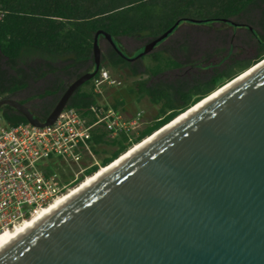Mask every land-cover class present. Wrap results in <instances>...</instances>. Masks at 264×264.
<instances>
[{
  "label": "water",
  "instance_id": "1",
  "mask_svg": "<svg viewBox=\"0 0 264 264\" xmlns=\"http://www.w3.org/2000/svg\"><path fill=\"white\" fill-rule=\"evenodd\" d=\"M181 23L134 57L99 30L94 69L45 120L12 97L0 110L52 125L98 73L99 36L133 61ZM104 168L1 243L0 264H264V58Z\"/></svg>",
  "mask_w": 264,
  "mask_h": 264
},
{
  "label": "trees",
  "instance_id": "2",
  "mask_svg": "<svg viewBox=\"0 0 264 264\" xmlns=\"http://www.w3.org/2000/svg\"><path fill=\"white\" fill-rule=\"evenodd\" d=\"M0 8L5 12L0 19L3 59L0 99L12 97L26 105L35 101L28 107L41 120L51 113L69 81L94 69L93 41L99 30L116 39H149L151 42L178 21L190 24V20L206 23L214 19H246L253 27H260L263 43L258 47L257 56L231 59L223 71L216 70L210 78L185 74L160 79L165 72L184 65L162 52L150 54L152 65L147 67L146 73L149 79L158 81L150 86L147 81H137V85L139 99L146 96L152 105L160 106L158 114L137 135L122 133L111 137L100 128L93 131L88 143L93 156L100 157L101 167L264 58V0H0ZM203 24L200 27H204ZM108 67L135 72L130 61L111 47L96 76L75 91L68 107L81 111L83 116L88 115L87 110L98 107L100 94L94 92V79ZM31 81H41L42 89L31 97L18 99L20 92L31 88ZM125 106L126 102L117 100L111 105L118 111ZM0 118L9 124L28 122L10 106L1 108ZM98 170L95 164L85 167L81 177L72 184ZM72 177L75 178L73 173ZM71 178L66 176L68 180Z\"/></svg>",
  "mask_w": 264,
  "mask_h": 264
},
{
  "label": "built area",
  "instance_id": "3",
  "mask_svg": "<svg viewBox=\"0 0 264 264\" xmlns=\"http://www.w3.org/2000/svg\"><path fill=\"white\" fill-rule=\"evenodd\" d=\"M4 13L0 8V19ZM119 84L102 71L94 79V92L101 94L102 85ZM87 113L83 116L67 106L45 127L9 124L0 118V235L20 227L71 189L78 177L66 179V168L81 164L86 156L95 158L88 143L93 131L100 128L111 137L131 136L142 117V111L125 117L102 103ZM90 116L95 119L91 121ZM93 164L101 169L99 161Z\"/></svg>",
  "mask_w": 264,
  "mask_h": 264
},
{
  "label": "rangeland",
  "instance_id": "4",
  "mask_svg": "<svg viewBox=\"0 0 264 264\" xmlns=\"http://www.w3.org/2000/svg\"><path fill=\"white\" fill-rule=\"evenodd\" d=\"M201 25H191L189 23L183 22L180 26L163 42H161L158 46H156L155 51L160 50H168L173 54V56L181 62L184 63H197L196 67L201 69H207L210 67L212 62L218 61L220 64H223L224 60L229 59L231 57H238L243 59H253L258 54L257 47H239V44L236 47H224V51L222 53H217V49L220 47H211V51L215 53V57L213 60H209V62L201 60L202 52H195L197 49L195 45L204 40L209 39L210 35L205 28L200 27ZM119 47H122L123 50L129 57L136 56L140 51H142L150 42L149 39H136V38H119L116 39ZM99 48L101 52V64L104 62L107 53L109 52L111 45L108 41L103 37L99 36L98 38ZM191 46V47H190ZM172 47V48H167ZM188 48L191 53L188 54ZM206 47L204 51H206ZM215 50V51H214ZM219 56V57H218ZM218 57V58H217ZM225 60V61H226ZM0 62L3 64V59L0 56ZM152 65V61L149 56L145 55L144 58L136 59L131 63V66L135 68V72L126 68L124 70H113L108 67L105 68L110 77L117 82L119 85L108 86L102 85L100 88L101 94L99 97V101L102 104L111 106L114 100L118 102H126L125 108H119V111L125 117H131L135 115L137 112L142 111L141 122L136 130L133 131L132 135H137L141 132V130L145 127L146 124L152 122L156 114L160 109V106L152 105L149 99L145 96L139 99L138 85L137 81H147L148 83H153L156 80H150L146 71L147 67ZM72 79L67 84L68 86L74 81ZM31 88L29 90H24L17 95L18 99H26L31 97L33 93L36 91H40L42 89V82H30ZM39 89V90H37ZM84 89H90L89 86H84ZM131 90H134L135 93H132ZM35 101H30L27 106L32 104ZM134 146V145H133ZM132 146V147H133ZM131 147V148H132ZM130 148V149H131ZM95 161L100 162V157L96 156L94 159L86 158L83 159L81 164L68 165L66 168L67 176L71 178L72 173L74 177L80 178L82 175V170L87 166H90ZM103 168V167H101ZM100 170V169H99ZM89 177V176H87ZM85 177L82 181L77 184H71L70 188L73 189L79 186L82 182L86 180ZM73 177L70 179L72 180Z\"/></svg>",
  "mask_w": 264,
  "mask_h": 264
},
{
  "label": "flooded vegetation",
  "instance_id": "5",
  "mask_svg": "<svg viewBox=\"0 0 264 264\" xmlns=\"http://www.w3.org/2000/svg\"><path fill=\"white\" fill-rule=\"evenodd\" d=\"M260 18V15L259 17ZM204 23L205 30L208 31L210 37L209 39H204L200 42H198L195 47L197 48L195 52L201 54V60H213L215 57V53L211 51V47H220L217 49V53H222L225 49L224 47H236V45L239 44V47H259L260 43H263V40L260 36L261 29L260 27H253L246 19H228V20H221V19H214L208 22H198V24ZM191 25H195L193 23H190ZM163 42V41H162ZM150 43V42H149ZM191 47V46H190ZM206 47V51H204V48ZM156 48V47H155ZM172 48V47H167ZM190 48H188V51ZM215 51V50H214ZM154 52H162L165 55L171 56L174 60L177 62L183 64L184 66L178 69H174L172 71H167L163 75L160 76V79H164L166 77L170 78H178L183 77L185 74H187L189 77L194 76H208L210 78L211 76L216 74V70L218 72H221L225 69L226 65L230 63L231 59H241L238 57H231L229 59H225L223 64H220L218 61L212 62L211 66L207 69H201L199 67H196L197 63L200 61H197L195 63H184L176 59L173 54L167 50H160L151 52L150 54ZM191 53V51L188 52V54ZM148 54L147 56H149ZM219 57V56H218ZM217 57V58H218ZM141 59V58H139ZM135 61V60H133ZM133 61H130L132 63ZM151 80V79H150ZM152 80H155L154 78ZM158 81V80H156ZM153 83H148L150 86Z\"/></svg>",
  "mask_w": 264,
  "mask_h": 264
},
{
  "label": "bare ground",
  "instance_id": "6",
  "mask_svg": "<svg viewBox=\"0 0 264 264\" xmlns=\"http://www.w3.org/2000/svg\"><path fill=\"white\" fill-rule=\"evenodd\" d=\"M184 115V114H183ZM182 115V116H183ZM181 117V116H180ZM179 117V118H180ZM138 146V145H137ZM107 168V167H106ZM106 168H101L98 172L95 173V175H92L88 178H86V180L84 182H82L79 186L70 189L67 193L63 194L61 197H59L55 202H53L50 206L44 208L43 210H40L37 214H35L31 219L27 220L24 224H22L20 227H17L16 229H14L11 232H5L2 235H0V244L4 243L8 240V238L13 235L15 232H17L18 230H20L22 227H24L26 224H28L29 222H31L32 220H34L37 216H39L41 213L45 212L46 210H48L49 208L53 207L54 204H56L58 201H60L61 199H63L64 197L68 196L71 192L77 190L78 188H80L83 184L87 183L89 180H91L93 177H95L97 174H99L101 171H103Z\"/></svg>",
  "mask_w": 264,
  "mask_h": 264
}]
</instances>
